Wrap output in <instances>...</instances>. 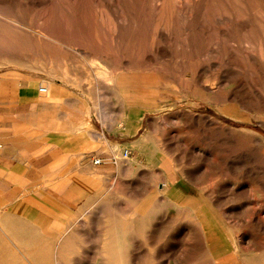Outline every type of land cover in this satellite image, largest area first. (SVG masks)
<instances>
[{
	"label": "rangeland",
	"instance_id": "rangeland-1",
	"mask_svg": "<svg viewBox=\"0 0 264 264\" xmlns=\"http://www.w3.org/2000/svg\"><path fill=\"white\" fill-rule=\"evenodd\" d=\"M27 82L97 131L84 163L116 167L131 197L113 207L144 218L115 260L264 264V0H0V85ZM16 174H0V264L95 261L35 225L59 208L25 199L45 173Z\"/></svg>",
	"mask_w": 264,
	"mask_h": 264
},
{
	"label": "crops",
	"instance_id": "crops-1",
	"mask_svg": "<svg viewBox=\"0 0 264 264\" xmlns=\"http://www.w3.org/2000/svg\"><path fill=\"white\" fill-rule=\"evenodd\" d=\"M65 114L49 92L39 91L38 83L0 85V174L17 178L20 171L45 173L41 179L25 183V199L52 202L59 208L42 206L35 213V225L52 230L53 222L55 232L47 235L68 236L66 241L63 238L66 244L71 241L80 251L96 252L95 261L79 264H124L112 254L127 251L132 242L129 237L143 235L144 218H128L125 212L115 210L113 204L127 203L131 197L117 190L125 182L117 186L107 180L116 167L107 170V164L94 167L84 163L100 135L91 127L84 133L79 119L72 116L67 121ZM100 129L107 133V127ZM70 226L71 231L65 233ZM171 229L165 225L163 234L169 235Z\"/></svg>",
	"mask_w": 264,
	"mask_h": 264
},
{
	"label": "built area",
	"instance_id": "built-area-1",
	"mask_svg": "<svg viewBox=\"0 0 264 264\" xmlns=\"http://www.w3.org/2000/svg\"><path fill=\"white\" fill-rule=\"evenodd\" d=\"M39 91L41 93H47L48 92V88L45 87V86H40L39 87ZM129 154H130L129 150L128 149H124L123 152H122V155H120V156L116 155V153H113L112 156H111V160H112V162L115 165H118L121 160H127L128 157H129ZM91 161L95 165H101V164H103L105 162V158L101 157V156H94V157H92Z\"/></svg>",
	"mask_w": 264,
	"mask_h": 264
}]
</instances>
